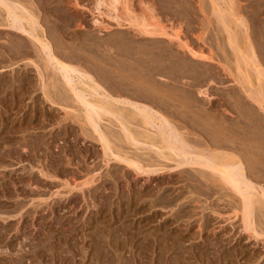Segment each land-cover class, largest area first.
I'll return each instance as SVG.
<instances>
[{"label": "rangeland", "instance_id": "374dc122", "mask_svg": "<svg viewBox=\"0 0 264 264\" xmlns=\"http://www.w3.org/2000/svg\"><path fill=\"white\" fill-rule=\"evenodd\" d=\"M19 1L61 60L90 73L106 94L126 97L118 108L125 99L148 104L189 149L232 152L264 189V0H233V10L224 0H125L131 18L165 26L150 36L114 23L105 7L97 10L100 0ZM223 9L232 11L231 28H242L234 30L239 48L255 56L252 84L239 78ZM4 19L1 13L0 264H264L263 206L254 211L255 232L247 229L242 197L218 175L132 145L104 111L99 130L87 123L37 41ZM250 85L260 87V99L248 94ZM136 121L134 131L142 128Z\"/></svg>", "mask_w": 264, "mask_h": 264}, {"label": "bare ground", "instance_id": "6f19581e", "mask_svg": "<svg viewBox=\"0 0 264 264\" xmlns=\"http://www.w3.org/2000/svg\"><path fill=\"white\" fill-rule=\"evenodd\" d=\"M128 1V0H127ZM130 1V0H129ZM216 1V0H215ZM219 1V0H218ZM225 1V2H224ZM221 0L220 2H224L227 3L226 5L228 7H230V10H233L232 8H234L233 6V0ZM98 2V1H96ZM124 3H126L125 0H100L97 4V10H100V6H103V8L107 11V14L109 15V17L112 19V21H114V23L116 22L117 25H124V23L126 21H128V25L130 26H134L137 27L142 34L144 33L145 35H159V32H162L164 30H166L162 25L163 29L157 30L155 27H158V23L155 26L154 23H149L146 20H144L143 16L141 17L142 19L140 20V18H137V13H136V18H131L132 14L129 13H133L132 10L129 11V7L127 4L124 5ZM223 3V5H224ZM129 4V3H128ZM27 4L23 3L22 1L19 0H0V11H2L1 13H4V21L6 22L5 25H7L10 28L16 29L22 33L28 34L31 36V38H33L35 40V42L37 41V43L40 45L41 47V52L40 53H44L45 57H46V61H47V65L48 67L51 65L52 68H54L56 71H59L62 75L61 77H63L65 83L67 86V89L69 90V92H71L74 97H75V101H77L78 103H80V105H82L84 107V111H85V120H87V123H91L93 124L96 128H98L99 130V122H100V118H99V113L104 111L106 112L107 116L110 117H116V123L118 125V127L120 128L121 126V136H123L122 138L125 140H127L128 142H130L132 145L133 144H137L140 143L141 145H143V143L146 145L149 144V146H151V148L155 149L157 152V154L159 153V156H164L165 159H170L173 161H177L176 166L179 165H196V166H201V169H207L209 170V173L211 171V173L215 176L218 175L220 177V180L224 182V184H226V186L230 185L232 187V190L235 191L237 194H239V198L240 196L242 197L243 201V220L244 224H245V228L247 227V229H252L254 231L255 229V220H254V211L256 210L257 206H259V208L261 206L264 207V189L256 187V184L254 185V183L250 180V176L248 177L247 172L245 171V166L244 163L238 159L235 154L234 156L232 155L233 153H227L223 151V154L221 152L216 153L213 149H211V147L209 150L205 149L206 152L208 151H213V153H206L204 149L201 148V151H198L199 147H197V151L196 150H191L189 149V145L186 143L187 140L184 136V138L181 136L183 135L181 131L177 130V126L174 125V123L172 124L171 120L168 119V117L164 116L163 114H161L160 112H158L157 110L153 109L151 106H149L148 104H139L135 101L133 102V100H123V102L125 103V107H123L121 109L118 108L117 105H119L117 103V105L115 104L116 100L118 101L119 99H123L126 97H122V98H117L115 99V96H111V94H106V88L103 89L105 91L102 90V87L100 86L101 84L98 83V81L92 76L90 75V73L88 72H83L81 70H79L76 66H73L67 62H65L64 60H61L57 54L55 53V51L52 48V45L50 44V42L46 39L47 37L44 35L42 36L41 31L38 29L40 24H39V20L38 17L36 16V14H34V11H32L29 7L26 6ZM222 5V4H221ZM219 6V5H218ZM226 6V8H227ZM233 6V7H232ZM219 6V9L221 10L222 7ZM225 7V6H224ZM232 7V8H231ZM102 8V7H101ZM124 9V11H128V13H125V15L127 14L128 17H130L131 19H128V17L125 19V16L122 10ZM103 10V12L105 11ZM219 10V11H220ZM224 11H221L220 14V18L222 19V21L225 23V27L229 31H231V41H232V46H235L236 48H233V50L235 51V49L237 50L235 53V55H237V59H236V63L238 67L236 69L239 70V78L240 76L245 80L244 83L246 82L247 84H249L248 79H251V75L252 73H250L251 70V66L253 70H257V66L254 64V60L253 58L255 57L254 54L252 53L251 56H249L248 53L242 51L239 46L241 47V43L238 44L239 42L236 41V37L238 38V33L235 32V29H238L239 27H235L234 30L231 28L230 23L235 20L234 17L232 18L231 15L232 11H230V14L228 13L227 9H223ZM125 11V12H126ZM237 11V10H236ZM106 12V11H105ZM238 12V11H237ZM0 13V14H1ZM102 13V12H100ZM104 14V13H103ZM107 15V16H108ZM235 15V14H234ZM101 15H99L100 17ZM106 16V14H105ZM124 16V18H123ZM98 17V18H99ZM104 17V15H103ZM101 16V19L103 18ZM43 18V17H42ZM95 18V23L98 25H105L103 23V21H101L100 19ZM110 19V20H111ZM153 19V18H152ZM3 20V19H2ZM125 20V21H124ZM237 20V19H236ZM124 21V22H123ZM241 21V20H240ZM238 22L236 25H239ZM3 22V21H2ZM1 23V21H0ZM4 24V23H3ZM39 24V26H38ZM232 25V24H231ZM241 25V24H240ZM239 25V26H240ZM5 26V27H7ZM155 26V27H154ZM160 26V27H161ZM243 26V25H242ZM4 27V26H3ZM38 27V28H37ZM41 27V26H40ZM124 27V26H123ZM161 27V28H162ZM167 27V26H166ZM247 27V26H246ZM51 28V27H50ZM136 28V29H137ZM172 28V27H171ZM160 29V28H158ZM240 30L242 28H239ZM238 29V30H239ZM40 31V33L38 32ZM43 32V31H42ZM166 32V31H165ZM175 32V31H173ZM178 32V31H177ZM237 33V35L235 33ZM44 34V33H43ZM161 34V33H160ZM164 34V33H163ZM161 34V35H163ZM167 34V32H166ZM166 34H164V36H166ZM168 35L167 37L169 36ZM229 34V35H230ZM240 34V33H239ZM27 35V36H28ZM175 35V33H174ZM173 35V36H174ZM236 37H235V36ZM243 35V34H242ZM171 38L172 35H170ZM169 36V37H170ZM180 36V35H179ZM178 35L175 37L179 40L180 37ZM176 39V40H177ZM239 39V38H238ZM184 40V39H183ZM240 40V39H239ZM181 42V41H180ZM183 42V41H182ZM230 42V41H229ZM241 42V41H240ZM231 43V42H230ZM186 45V44H185ZM244 45V44H243ZM247 45V44H246ZM245 45V47H246ZM188 46V45H186ZM244 46H242L241 48H243ZM249 47V46H248ZM252 47V46H250ZM247 49V51L251 52L252 49ZM40 49V48H38ZM191 49V48H190ZM195 49V48H194ZM187 50H189L187 48ZM40 51V50H39ZM192 54L196 55L193 57H197V56H203V55H199L198 53H196V51H194L193 49H191ZM167 52V51H166ZM249 52V53H250ZM263 53V52H262ZM43 55V54H42ZM59 55V54H58ZM207 56V55H206ZM44 57V58H45ZM157 57V56H156ZM236 57V56H235ZM188 58V57H187ZM67 59V58H66ZM186 59V58H185ZM159 60V59H157ZM163 61V60H162ZM253 61V62H252ZM258 61V60H257ZM160 62V61H159ZM166 62V61H165ZM177 62V61H176ZM147 63V62H146ZM139 64V63H138ZM174 64V63H173ZM178 64V63H177ZM181 64V63H180ZM184 64V62H183ZM182 64V65H183ZM135 65V64H134ZM188 65V64H187ZM50 66V67H51ZM166 66V65H165ZM175 67V65H173ZM178 66V65H177ZM148 67V66H147ZM158 67V66H157ZM192 67V66H191ZM166 68V67H165ZM150 69V68H149ZM169 69V68H168ZM187 69V68H186ZM53 70V69H52ZM143 70V69H142ZM175 70V69H174ZM54 71V73L56 72ZM127 71V70H126ZM252 71V70H251ZM254 71V72H255ZM258 71V70H257ZM57 72V73H59ZM122 72V71H121ZM53 73V74H54ZM159 73V72H157ZM178 73V72H177ZM184 73V72H183ZM203 73V72H202ZM123 74V73H122ZM148 74V73H147ZM161 74V73H160ZM179 74V73H178ZM58 74V76H60ZM133 75V74H132ZM193 75V74H192ZM57 76V74H56ZM57 76V77H58ZM123 76V75H122ZM148 76V75H147ZM171 76V75H170ZM253 76V75H252ZM55 77V76H54ZM154 77V76H153ZM175 77V76H174ZM206 77V76H205ZM261 77V76H260ZM56 78V77H55ZM180 78V77H179ZM199 78V77H198ZM204 78V77H203ZM263 78V77H262ZM262 78H258L260 79L259 82H263L261 81ZM241 80V79H240ZM248 80V81H247ZM58 81V80H57ZM128 81V80H127ZM136 81V80H135ZM196 81V80H195ZM252 81V80H251ZM250 81V83L252 84V82ZM242 83V82H241ZM245 83V84H246ZM55 85V83H54ZM262 85V84H261ZM260 85V86H261ZM251 86V85H250ZM147 87V86H146ZM247 87V86H246ZM249 87V86H248ZM253 87V85L251 86ZM249 87L247 90L248 94H250L251 96H255L257 97L256 99H258L259 97H261V93L260 91V87L255 88L256 86H254L253 88ZM48 88V87H45ZM104 88V87H103ZM140 88V87H139ZM145 88V87H144ZM244 88V87H243ZM246 89V88H245ZM204 91H202L203 93ZM201 93V94H202ZM244 93V92H243ZM208 93H206L205 95H207ZM245 94V93H244ZM260 94V95H259ZM165 95V94H164ZM248 95V96H250ZM236 97V96H235ZM138 99V98H137ZM251 99V98H250ZM260 99V98H259ZM230 100V99H229ZM252 100V99H251ZM254 100V99H253ZM260 101V100H259ZM263 101V100H262ZM120 102V101H119ZM253 102V101H252ZM255 102V101H254ZM257 102V101H256ZM122 103V102H121ZM142 103V102H141ZM230 103V102H229ZM263 103V102H262ZM261 103V104H262ZM123 104V103H122ZM131 105L130 108H132V110H128L126 109V107L128 108V105ZM162 104V103H161ZM260 104V105H261ZM264 104V103H263ZM121 105V104H120ZM168 105V104H167ZM122 106V105H121ZM254 106V105H253ZM166 108V107H165ZM179 108V107H178ZM82 109V107H81ZM246 109V108H245ZM172 111V110H171ZM165 112V111H164ZM177 112V111H176ZM175 113V112H174ZM183 114V113H182ZM195 114V113H194ZM193 115V114H192ZM84 116V115H83ZM187 117V116H186ZM200 118V117H199ZM255 119V118H254ZM136 121L138 120V126H140L142 128H138L136 131H134V126L133 130L131 127V124H133L132 121ZM131 123V124H130ZM137 125V121L135 122ZM176 126V128L174 126ZM192 125V124H191ZM181 127V126H180ZM137 128V127H136ZM224 128V127H223ZM264 128V127H263ZM142 129V130H141ZM152 129H156L154 132L152 131ZM214 129V128H213ZM241 129V128H240ZM217 130V129H216ZM220 130V129H219ZM254 130V129H253ZM245 131V130H244ZM181 132V134H180ZM214 133V132H213ZM255 134V133H254ZM158 135L159 137L155 136ZM239 136V135H238ZM99 137H100V141L103 143V147L105 148V153L108 156H111L114 152L111 149V143H110V139L108 136H105L103 131L99 132ZM98 137V138H99ZM185 139V140H184ZM224 139V138H223ZM222 139V140H223ZM229 139V138H228ZM190 140V139H189ZM126 141V142H127ZM143 142V143H142ZM191 142V141H190ZM243 142V141H242ZM204 143V142H202ZM192 144V143H189ZM227 144V143H226ZM195 145V144H194ZM144 146V145H143ZM193 146V145H192ZM191 146V148H192ZM205 146V145H204ZM189 147V148H188ZM222 147V146H221ZM227 147V146H226ZM241 147V146H240ZM244 147V145H243ZM242 147V148H243ZM194 148V147H193ZM145 149V148H144ZM215 149V148H214ZM263 149V148H262ZM154 150V151H155ZM204 150V151H203ZM249 150V149H247ZM251 150V149H250ZM226 151V150H225ZM248 152V151H247ZM255 152V151H254ZM155 153V152H154ZM238 153V152H237ZM257 153V152H256ZM231 154V155H230ZM244 154V152H243ZM115 155V153H114ZM114 155H112L114 157ZM161 156V158H163ZM254 156V155H253ZM119 157L122 158V156L120 155ZM128 157H126L127 160ZM240 158V157H239ZM246 158V157H245ZM248 158V157H247ZM255 158V157H254ZM129 159V158H128ZM176 159V160H175ZM124 160V159H123ZM139 160V159H138ZM129 161V160H128ZM137 161V160H136ZM140 161V160H139ZM132 162V161H131ZM248 162V160H247ZM133 163V162H132ZM141 163V162H140ZM140 163L135 162L136 164V169H144V166L141 167ZM253 163V161H252ZM142 164V163H141ZM248 165V163H245ZM146 167V171L148 166ZM252 167V166H251ZM149 169V168H148ZM150 170V169H149ZM206 170V171H207ZM203 171V170H202ZM205 171V172H206ZM264 172V171H263ZM210 173V176L212 175ZM146 175V174H145ZM254 175V174H253ZM216 177V176H215ZM254 178V177H253ZM225 186V187H226ZM260 186V185H259ZM38 187V186H37ZM229 188V187H228ZM264 188V187H263ZM235 193V194H236ZM233 194V193H232ZM240 201V202H241ZM259 204V205H258ZM239 207V206H238ZM241 207V206H240ZM241 209V210H242ZM21 213V212H20ZM260 219V218H259ZM251 230V231H252ZM255 232V231H254ZM22 259V258H21ZM16 260V259H15ZM22 261V260H21Z\"/></svg>", "mask_w": 264, "mask_h": 264}]
</instances>
